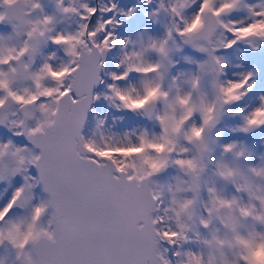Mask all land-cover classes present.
<instances>
[{"label":"rangeland","instance_id":"obj_1","mask_svg":"<svg viewBox=\"0 0 264 264\" xmlns=\"http://www.w3.org/2000/svg\"><path fill=\"white\" fill-rule=\"evenodd\" d=\"M12 1L0 0V103L13 100L0 129V264H20L28 240L52 233L49 214L41 219L35 152L13 139L17 104L38 99L29 129L50 119L92 13L88 34L109 57L84 144L128 176L158 173L162 264H264V0H23L24 30L3 20ZM206 9L220 27L209 47L188 45ZM25 48L33 64L24 84L16 68ZM216 93L227 106L210 132ZM192 133L205 149L199 166ZM187 169L199 172L196 200Z\"/></svg>","mask_w":264,"mask_h":264},{"label":"water","instance_id":"obj_2","mask_svg":"<svg viewBox=\"0 0 264 264\" xmlns=\"http://www.w3.org/2000/svg\"><path fill=\"white\" fill-rule=\"evenodd\" d=\"M79 1L75 0L76 5ZM25 16L23 0H14L4 7V22L15 23L20 30L26 28ZM92 16L93 13L89 18ZM90 20L77 45L75 65L67 73V90L58 96L50 119L40 128L29 129L38 99L17 104L20 122L15 138L35 152L31 167L44 202L41 219L48 213V229H52L51 234L41 230L28 240L29 255L25 256L22 248L20 264H162V240L154 218L156 199L151 190L157 172L139 178L128 176L110 157L96 155L84 144L85 126L97 104L96 92L102 88L109 57L107 47H99L90 38ZM219 27L215 14L206 9L201 26L186 34L185 41L188 45L203 43L209 47ZM31 58L30 48L19 56L16 76L24 84L33 64ZM12 104L10 96L3 98L0 127H5L3 113ZM152 104L141 108L147 119L154 113ZM226 106L227 102L216 93L210 132L218 126ZM188 145L197 164H201L205 150L201 140L192 137ZM186 176L189 191L195 197L196 174L190 169ZM18 198L21 195L15 197L9 210H14ZM258 223L262 225L260 220Z\"/></svg>","mask_w":264,"mask_h":264},{"label":"flooded vegetation","instance_id":"obj_3","mask_svg":"<svg viewBox=\"0 0 264 264\" xmlns=\"http://www.w3.org/2000/svg\"><path fill=\"white\" fill-rule=\"evenodd\" d=\"M105 76H106V74H105ZM102 90V89H101ZM101 90H99V91H101ZM3 101V100H2ZM2 103V102H1ZM0 103V104H1ZM18 113V112H17ZM19 115V114H18ZM3 116L6 118V124H7V121H8V118H7V116H6V112L5 113H3ZM1 122V121H0ZM19 122H20V116H19ZM6 126V125H5ZM18 127H19V123H18ZM3 127H0V129H2ZM15 138V136L13 137V139ZM16 139V138H15ZM18 140V139H17ZM19 141V140H18ZM22 143V142H21ZM7 155L9 156V154L7 153ZM7 156V157H8ZM1 160V159H0ZM1 164V163H0ZM190 169H187V171H186V173H185V177H186V174H187V172L189 171ZM195 171V170H194ZM195 174H196V177H197V179H198V174H199V172L198 171H195ZM157 175H158V173H157ZM186 179H187V177H186ZM198 185V184H197Z\"/></svg>","mask_w":264,"mask_h":264},{"label":"bare ground","instance_id":"obj_4","mask_svg":"<svg viewBox=\"0 0 264 264\" xmlns=\"http://www.w3.org/2000/svg\"><path fill=\"white\" fill-rule=\"evenodd\" d=\"M80 2H81V1H80ZM80 2H79V3H80ZM79 3H78V4H79ZM89 15H90V14H89ZM90 19H91V18H89V20H90ZM85 26H86V25H85ZM84 28H85V27H84ZM83 37H84V32H83ZM83 37H82V39H83ZM82 39H81V40H82ZM81 40H80V41H81ZM92 40H93V39H92ZM93 42H94V41H93ZM78 43H79V42H78ZM94 43H95V42H94ZM96 44H97V43H96ZM77 45H78V44H77ZM75 61H76V60H75ZM195 135H196V133H192L191 138H192V137H195ZM191 138H190V139H191ZM189 147H190V146H189ZM190 148H191V147H190ZM191 149H192V148H191ZM192 151H193V149H192ZM193 153H194V151H193ZM204 154H205V150H204V153H203V155H202V161H203V156H204ZM193 158H195V161H196V157H195V155H193ZM156 212H157V206H156V211H155L154 217H155V215H156ZM193 221H194V220H193ZM194 223H195V221H194ZM173 242H176V241H173ZM137 246H138V245H137Z\"/></svg>","mask_w":264,"mask_h":264},{"label":"trees","instance_id":"obj_5","mask_svg":"<svg viewBox=\"0 0 264 264\" xmlns=\"http://www.w3.org/2000/svg\"><path fill=\"white\" fill-rule=\"evenodd\" d=\"M230 128H231V127H228V129H230ZM255 138H256V139H260V137H258V136H257V137H255ZM201 164H202V163H201ZM201 164H199V165H201Z\"/></svg>","mask_w":264,"mask_h":264},{"label":"clouds","instance_id":"obj_6","mask_svg":"<svg viewBox=\"0 0 264 264\" xmlns=\"http://www.w3.org/2000/svg\"><path fill=\"white\" fill-rule=\"evenodd\" d=\"M195 172V171H194ZM187 177V176H186ZM187 184H188V179H187ZM188 186H189V184H188Z\"/></svg>","mask_w":264,"mask_h":264}]
</instances>
